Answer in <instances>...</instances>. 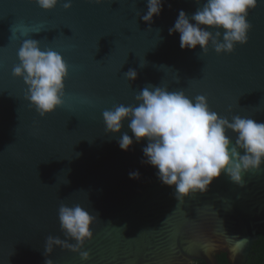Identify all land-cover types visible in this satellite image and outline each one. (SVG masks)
Segmentation results:
<instances>
[{"label":"water","instance_id":"obj_1","mask_svg":"<svg viewBox=\"0 0 264 264\" xmlns=\"http://www.w3.org/2000/svg\"><path fill=\"white\" fill-rule=\"evenodd\" d=\"M65 2L44 11L31 0H0V264H220L222 254L247 264L264 227V165L245 173L242 185L221 174L180 202L141 163L147 140L133 137L122 151L120 135L133 136L127 121L121 133H106L102 114L135 105L151 84L203 95L220 116L264 123V0L249 11L247 43L219 55L211 45L207 54L182 50L179 34L169 35L180 10L196 11L195 0H165L151 25L141 19L147 0H71L67 10ZM24 39L69 65L64 105L44 118L12 76ZM129 69L136 80L125 78ZM134 171L139 179L129 178ZM61 203L97 215L82 249L88 261L60 247L45 256L46 237L66 239Z\"/></svg>","mask_w":264,"mask_h":264},{"label":"clouds","instance_id":"obj_2","mask_svg":"<svg viewBox=\"0 0 264 264\" xmlns=\"http://www.w3.org/2000/svg\"><path fill=\"white\" fill-rule=\"evenodd\" d=\"M31 2L44 11H51L60 0ZM90 2L100 4L103 0ZM164 2L147 0V12L141 19L151 25L154 17L163 11ZM195 2L196 11L189 16L180 10L174 26L168 30L169 35L179 34L182 50H195L199 46L202 53L207 54L211 45L219 55L232 53L237 44L247 43L251 29L248 14L257 7L258 0ZM63 7L70 9L71 0H66ZM17 58L19 62L13 66L12 76L24 81V99L35 112L44 118L63 106L69 65L62 55L52 48L42 49L38 40L24 39ZM137 75L135 69H129L125 78L134 81ZM135 101V105L118 104L103 112L105 132L121 133L127 121L133 136L126 132L121 134L120 149L128 151L133 137L136 143L146 139L141 163L154 167L158 180L174 187L175 198L180 202L185 197L206 192L221 174L242 185L245 173L259 172L264 165V123L240 115H233L231 119L220 116L210 108L205 96L190 98L183 89L170 91L166 86L149 84L137 92ZM84 102L89 101L85 99ZM129 178L139 179V172H130ZM58 219L66 239L46 237L45 256L60 247L88 261L90 253L82 249L93 238L92 226L97 215L90 214L79 204L61 203ZM68 240L75 243H68ZM45 264H54V261L46 258Z\"/></svg>","mask_w":264,"mask_h":264},{"label":"trees","instance_id":"obj_3","mask_svg":"<svg viewBox=\"0 0 264 264\" xmlns=\"http://www.w3.org/2000/svg\"><path fill=\"white\" fill-rule=\"evenodd\" d=\"M259 239L255 243L249 256L247 264H264V227L258 233ZM220 264H229L227 256L222 254L218 256ZM194 264H206L204 262H195Z\"/></svg>","mask_w":264,"mask_h":264},{"label":"snow or ice","instance_id":"obj_4","mask_svg":"<svg viewBox=\"0 0 264 264\" xmlns=\"http://www.w3.org/2000/svg\"><path fill=\"white\" fill-rule=\"evenodd\" d=\"M243 244V242H241ZM237 247H240V245H238Z\"/></svg>","mask_w":264,"mask_h":264}]
</instances>
